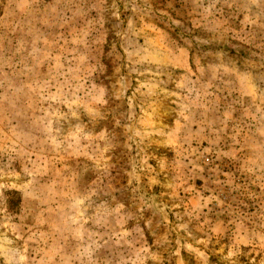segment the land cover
<instances>
[{"label":"rangeland","instance_id":"1","mask_svg":"<svg viewBox=\"0 0 264 264\" xmlns=\"http://www.w3.org/2000/svg\"><path fill=\"white\" fill-rule=\"evenodd\" d=\"M0 264H264V0H0Z\"/></svg>","mask_w":264,"mask_h":264}]
</instances>
